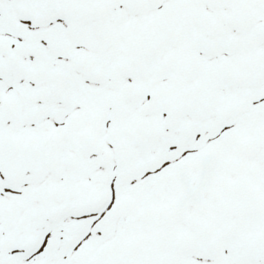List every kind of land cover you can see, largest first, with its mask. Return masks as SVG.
<instances>
[{"label":"snow or ice","instance_id":"1","mask_svg":"<svg viewBox=\"0 0 264 264\" xmlns=\"http://www.w3.org/2000/svg\"><path fill=\"white\" fill-rule=\"evenodd\" d=\"M0 264H264V0H0Z\"/></svg>","mask_w":264,"mask_h":264}]
</instances>
